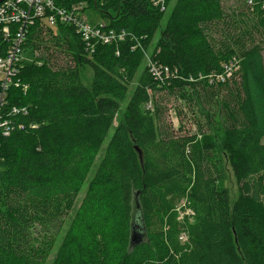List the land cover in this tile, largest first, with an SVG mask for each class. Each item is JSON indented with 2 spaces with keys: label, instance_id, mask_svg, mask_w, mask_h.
<instances>
[{
  "label": "trees",
  "instance_id": "1",
  "mask_svg": "<svg viewBox=\"0 0 264 264\" xmlns=\"http://www.w3.org/2000/svg\"><path fill=\"white\" fill-rule=\"evenodd\" d=\"M227 1L54 0L128 37L90 54L71 26L30 29L0 135V264H264V0ZM163 92L201 106L199 132L165 124Z\"/></svg>",
  "mask_w": 264,
  "mask_h": 264
},
{
  "label": "built area",
  "instance_id": "2",
  "mask_svg": "<svg viewBox=\"0 0 264 264\" xmlns=\"http://www.w3.org/2000/svg\"><path fill=\"white\" fill-rule=\"evenodd\" d=\"M151 1L154 6L165 9L167 0ZM82 9L83 6L72 9L59 8L54 0H7L0 5L1 40L6 44L5 55L0 56V135L9 137L14 131L8 117L19 113V110L13 108L8 113L4 111L8 90L12 85L17 88L20 86L19 81L14 82V80L17 79L22 63L26 60L23 47L30 29L37 23L44 28H56L58 25L71 26L90 54L98 45H111L127 39L128 34L125 31L108 30L104 24L91 27ZM151 69L157 79L161 80L163 68L152 66ZM163 70L166 77L173 73L169 68ZM230 75L229 73L227 76ZM147 108L150 109L151 104H148ZM21 111L27 114L25 108ZM19 129L23 127L19 126Z\"/></svg>",
  "mask_w": 264,
  "mask_h": 264
},
{
  "label": "rangeland",
  "instance_id": "3",
  "mask_svg": "<svg viewBox=\"0 0 264 264\" xmlns=\"http://www.w3.org/2000/svg\"><path fill=\"white\" fill-rule=\"evenodd\" d=\"M174 2H172V5L170 6V10L168 11V14L171 11V8L173 6V4L175 3L176 0H173ZM227 4L230 5L232 4L231 0L227 1ZM84 15L86 16L88 23L91 27H94L97 24H104L106 23V20L98 13L95 12L94 9H89L86 10L84 12ZM153 49V46L151 48V50ZM45 54L44 50L41 51L40 53H36L35 56H39ZM264 56V54H263ZM56 58V59H55ZM54 59H55V63L57 64V66H72L73 64L70 62V58L59 53V52H55L54 53ZM28 60L30 61V58H28ZM82 76L84 77V83L86 85L90 84L91 81V70L89 68H85V70H83L82 72ZM162 105L164 106L166 113H165V117H164V121L165 124H168L169 126L173 127L176 131L177 129L182 126L183 128H185L186 130H189L192 134H195L197 132H199L198 127L196 126V123L198 121L202 122L204 125L206 124L207 120L202 117L204 114L203 111H201V106H200V112H198V110L195 108L194 110H188L187 109V103L186 100H184V98L180 97L179 94H168V93H164L163 94H159L157 95V98ZM194 104H198V100H194ZM126 106V102H124L123 104V108H125ZM200 113L202 116H200ZM213 120L215 122V127L216 130L218 129L219 131L224 130L225 127H227V122L225 117L223 116V114H221L219 111H215L212 110L211 111ZM203 118L206 120L204 121ZM113 133V130L110 132L108 140L106 141L104 148L106 147L107 143L110 140V137ZM215 134H217L215 132ZM103 155V150L99 155L100 156ZM223 158V162H224V170L226 173V180H225V188L228 191L229 197L231 202H234L237 197H238V186H237V182L235 180L234 174L232 172V169L229 167V165L227 164V158L225 156H222ZM94 172V169L91 171L90 173V178L92 177V174ZM175 209L179 214L180 219H184L185 216L189 215V211H187V209H185V204L184 201L182 199L176 198L175 200ZM51 262V261H50Z\"/></svg>",
  "mask_w": 264,
  "mask_h": 264
},
{
  "label": "water",
  "instance_id": "4",
  "mask_svg": "<svg viewBox=\"0 0 264 264\" xmlns=\"http://www.w3.org/2000/svg\"><path fill=\"white\" fill-rule=\"evenodd\" d=\"M7 0H0V5L5 2ZM139 154L141 156V153L139 151ZM137 206H138V203H137ZM143 238L144 236L141 235L140 233L136 232L135 231V228H133V232H132V238H131V246L134 247L136 246L137 244L141 243L143 241Z\"/></svg>",
  "mask_w": 264,
  "mask_h": 264
},
{
  "label": "bare ground",
  "instance_id": "5",
  "mask_svg": "<svg viewBox=\"0 0 264 264\" xmlns=\"http://www.w3.org/2000/svg\"><path fill=\"white\" fill-rule=\"evenodd\" d=\"M57 6V5H56Z\"/></svg>",
  "mask_w": 264,
  "mask_h": 264
}]
</instances>
